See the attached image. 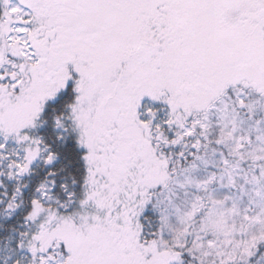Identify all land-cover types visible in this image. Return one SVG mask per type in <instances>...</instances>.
Returning <instances> with one entry per match:
<instances>
[{"label": "snow or ice", "instance_id": "1", "mask_svg": "<svg viewBox=\"0 0 264 264\" xmlns=\"http://www.w3.org/2000/svg\"><path fill=\"white\" fill-rule=\"evenodd\" d=\"M0 264H264V0H0Z\"/></svg>", "mask_w": 264, "mask_h": 264}]
</instances>
